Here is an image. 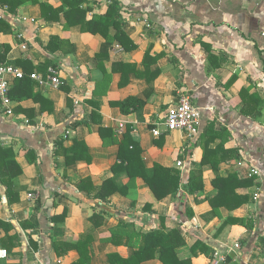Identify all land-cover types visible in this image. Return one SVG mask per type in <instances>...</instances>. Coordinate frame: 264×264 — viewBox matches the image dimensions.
<instances>
[{
	"label": "crops",
	"instance_id": "crops-1",
	"mask_svg": "<svg viewBox=\"0 0 264 264\" xmlns=\"http://www.w3.org/2000/svg\"><path fill=\"white\" fill-rule=\"evenodd\" d=\"M32 1L24 0L15 11L0 4V53L7 46L6 62L20 61L19 67L42 79H31L26 90L10 92L11 114L0 103V145L13 149L22 169L14 181L16 203L8 205L0 182V222L11 227L0 226V249L7 253L0 264L76 262L78 253L60 244L77 242L97 213L103 221L93 233L91 264H109L112 253L128 256L127 246L108 241L119 223L143 232L177 230L185 241L177 256L190 258L192 264H264V0H118V19L136 48L126 51L114 45L96 63L100 35L82 33L78 26L64 29L63 16L46 22ZM37 1L57 7L61 0ZM100 2L88 18L105 13L106 4ZM52 36L68 40L74 51L48 50ZM49 68L56 71L58 85L48 79ZM155 72L150 90L144 75ZM104 76L107 85L96 87ZM181 94L189 95L199 109L201 133L208 124L215 133L225 130L212 146L223 142L224 150L237 151L239 160L220 164L219 175L244 178L256 172L252 187L237 190L249 196L241 208L219 207L211 215L205 199L217 190L208 168L203 192L196 197L185 191L189 173L202 157L200 135L188 138L172 132L153 137L154 124ZM129 96L145 102L141 119L136 112L120 113L117 103ZM94 111L99 115L95 120ZM100 127L111 129L109 144L101 139ZM128 127L146 169L157 163L178 170L177 162H183L182 186L173 200L155 201L141 178L130 180L124 171L112 172ZM75 141L87 147L90 164L77 160L67 165L63 152ZM27 150L33 151L35 165ZM85 178L94 186L112 179L126 187V194L116 192L104 204L78 188ZM144 264L162 263L153 259Z\"/></svg>",
	"mask_w": 264,
	"mask_h": 264
},
{
	"label": "trees",
	"instance_id": "trees-1",
	"mask_svg": "<svg viewBox=\"0 0 264 264\" xmlns=\"http://www.w3.org/2000/svg\"><path fill=\"white\" fill-rule=\"evenodd\" d=\"M24 0H0L1 5H7L10 11H15L16 8L23 3ZM40 7L41 17L46 22H57L60 16L65 19L64 29L78 26L82 33H90L92 35H100L103 38L98 52L95 54L94 62L107 57L110 50L114 45L121 46L126 51H131L136 48V45L131 42L129 37L123 31V24L119 21L117 14L122 10V5L118 0H104L106 10L104 14H93L88 18V13L93 10L92 7H101L100 0H61L60 5L53 7L46 2L32 1ZM48 50H57L63 54H70L74 51L73 45L65 39L58 37H49L46 46ZM8 47L3 46L2 53H0V64H8L19 68L23 73L22 79H14L10 82L9 98L11 99L10 92L22 91L31 87L30 75L34 74L32 70H27L25 66L19 67L18 64L6 62V55ZM21 63V62H20ZM21 66V65H20ZM48 67V66H47ZM158 72L153 73L150 77L144 75L147 79L149 88L152 90L153 82L157 77ZM142 77V75H140ZM230 80L228 85L232 83ZM108 79H104L96 84V87L107 85ZM245 91H241L244 95ZM26 97V96H25ZM145 102L139 98L129 96L117 103L120 113L128 115L136 112L137 116L141 119V114ZM97 110V105L95 109ZM245 114V111L242 110ZM256 114V113H255ZM99 117L97 111L92 112V118L95 120ZM221 132H214V126L208 124L204 131L199 136V146L202 150V157L199 167L192 169L187 178L185 191L192 196H199L204 190L203 172L205 168L210 169L214 173L211 184L217 194L213 197H208L207 202L212 208L210 212L213 215V210L219 207H225L229 211H234L241 208L249 202V196L245 194H238L237 190L250 188L254 185L255 179L253 175L249 177L240 178L236 173H231L227 177L219 175V166L224 162H232L239 160L236 150H224L223 142L215 144L216 138H221ZM99 135L104 141V144H109L112 140V131L108 128H99ZM59 144V143H58ZM131 147V149H130ZM64 157L67 165L74 164L77 160H84L88 164L91 163V157L88 154L87 147L79 141H75L72 147L65 149ZM141 149L131 138V129L128 127L124 134V139L119 146L118 163L112 167L114 174L118 172H126L130 180L141 178L147 185L152 197L155 201H161L165 198L173 200L182 186L180 178V171L173 168H165L155 163L151 169H146L140 158ZM26 155L30 164H36V157L31 150H27ZM22 175V169L16 162V154L11 147L4 148L0 145V182L6 189V197L8 205L16 203L18 197L13 198L17 194L14 190V181L17 177ZM80 190H87L89 196L95 200H99L104 204L110 203V197L119 192L126 194V187H118L112 179L105 180L100 186H94L90 178L81 180L78 185ZM196 204L200 200L194 199ZM39 206V204H37ZM150 209V208H148ZM65 214V210H64ZM62 219V218H61ZM53 220V218H52ZM92 227L82 235L79 240L73 244L62 243L60 247L66 250H75L78 253V260L72 264H91V251L90 246L93 242V233L102 225L103 218L99 213L93 214L89 218ZM161 221L164 220L161 218ZM241 222V221H239ZM0 226L5 229L11 228L9 225L0 222ZM111 235L108 241L114 245L124 244L128 248V256L122 258L116 253L108 255L109 264H144L145 262L153 259L159 260L162 264H192L191 259H180L177 256L176 250L185 245V241L177 230L157 229L147 232L137 231L132 224L119 223L116 227L111 229ZM195 244L191 247L192 254H196L193 249ZM1 247L5 248L3 242ZM57 249L59 247L55 245ZM65 251V250H64ZM206 251V250H205Z\"/></svg>",
	"mask_w": 264,
	"mask_h": 264
},
{
	"label": "built area",
	"instance_id": "built-area-1",
	"mask_svg": "<svg viewBox=\"0 0 264 264\" xmlns=\"http://www.w3.org/2000/svg\"><path fill=\"white\" fill-rule=\"evenodd\" d=\"M47 75L52 84H59L56 71L53 68L48 69ZM23 77L24 73L19 68L8 64H0V103L7 109L8 114H11L8 107L10 104V82L14 79H22ZM30 79L39 80L41 77L31 74ZM172 132H182L188 138H196L201 133L199 109L192 103L191 97L187 94H181L177 104L163 118L158 120L151 129V133L155 138ZM176 167L180 173L184 172L183 162L178 161ZM254 174L256 172L252 171L251 175ZM6 255V251L0 249V258H6Z\"/></svg>",
	"mask_w": 264,
	"mask_h": 264
}]
</instances>
